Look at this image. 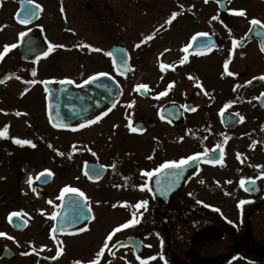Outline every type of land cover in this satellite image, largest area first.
Wrapping results in <instances>:
<instances>
[{
	"label": "flooded vegetation",
	"instance_id": "1",
	"mask_svg": "<svg viewBox=\"0 0 264 264\" xmlns=\"http://www.w3.org/2000/svg\"><path fill=\"white\" fill-rule=\"evenodd\" d=\"M133 20L151 27L133 39ZM12 44L0 58V264L264 261V237L227 219L228 198L240 194L249 217L264 219V0H0V51ZM116 46L127 49L130 71L114 107L54 129L47 86L114 70L107 53ZM197 153L205 155L187 167L155 172ZM66 186L84 196L61 197ZM62 204L76 228L53 234Z\"/></svg>",
	"mask_w": 264,
	"mask_h": 264
},
{
	"label": "water",
	"instance_id": "2",
	"mask_svg": "<svg viewBox=\"0 0 264 264\" xmlns=\"http://www.w3.org/2000/svg\"><path fill=\"white\" fill-rule=\"evenodd\" d=\"M115 61V71L119 75H125L128 71V55L126 50L115 48L111 51ZM95 80L85 83L79 88L73 87L72 84H63L57 90H51L47 97L48 117L50 123L56 128L68 127L77 121H80L94 113L110 107L114 104L118 95L119 87L115 78L110 75H95ZM189 166L188 164L185 165ZM175 188L178 186V183ZM245 188L251 189L247 192L253 193L254 189L252 181H245ZM246 191V190H245ZM163 196V198H167ZM75 212H71L62 204L60 211L55 216L53 234L61 233L71 226H66L65 222L69 219L77 218L72 216Z\"/></svg>",
	"mask_w": 264,
	"mask_h": 264
},
{
	"label": "rangeland",
	"instance_id": "3",
	"mask_svg": "<svg viewBox=\"0 0 264 264\" xmlns=\"http://www.w3.org/2000/svg\"><path fill=\"white\" fill-rule=\"evenodd\" d=\"M139 9H140V7H139ZM133 21L134 22L132 23V26H131L132 31L133 32L135 31V33H131V36L133 39H135V36L137 38L138 33H140V34L144 33L145 30L148 31V29L151 27V24H149V22H147V21H143L145 29L142 27L141 22L139 20H133ZM129 45H130L131 55L133 56V59L140 60V52H139L137 46L136 45L134 46V43L132 42V40H130ZM149 52L150 51L148 50L144 54L149 53ZM148 55L149 54H147L146 57L144 58V56L142 54L141 60H146L148 58ZM100 70H102V69H100ZM103 70L107 71L109 73H113L112 69H103ZM86 71H88V72L97 71V69H87ZM138 80L139 79H137V81ZM31 108L34 110L36 109L35 105L34 106L31 105ZM13 119H14V117L12 118V120ZM20 121H21V118H15V122L20 123ZM242 196L243 195L240 194L238 197L235 196V197H229L228 198V202H227L228 224L235 231H239V230H241V228L243 226V222L245 223V221H246L251 226L254 239L255 240H262L264 237V219L262 217H257V216L249 217L248 214H249V211L252 210L253 205L251 203H249V206H248V204H246V206H244V208H241V205L239 204V202L242 200L244 201V197H242ZM246 207H248V208H246ZM107 213L108 212H105L104 214H107ZM99 219H100V217H99ZM20 236L24 237V236H28V235L26 233H21ZM19 244H20V248L23 252L25 251V248H28L27 241L19 240ZM228 264H264V261H261V262L257 261V260L252 261L250 258V255L244 254L243 257H241L237 260L229 259Z\"/></svg>",
	"mask_w": 264,
	"mask_h": 264
},
{
	"label": "snow or ice",
	"instance_id": "4",
	"mask_svg": "<svg viewBox=\"0 0 264 264\" xmlns=\"http://www.w3.org/2000/svg\"><path fill=\"white\" fill-rule=\"evenodd\" d=\"M29 2L31 3V0H29ZM37 9H39V6H37ZM61 11H63V9H61ZM34 14L35 13L32 12L31 10L28 12L29 16H32ZM236 14L240 15V16H244L245 12L243 10H240ZM173 15H175V14H173ZM213 19H215V17H213ZM28 22H29L28 19L20 20V23H22V24H27ZM250 23L253 24V25H259L260 21H258L256 19H253V20L250 21ZM19 35L20 36H24L25 33H20ZM206 35H207V33H197V36H206ZM195 38L196 37H193V39H195ZM235 44H236V41L233 40V45H235ZM14 47H16L15 44L5 45L3 51H0V58H3V56L9 51V49L10 48H14ZM51 49H52V46L49 45V51H51ZM261 50L264 51V46H262ZM44 55L47 56L48 53L45 52ZM107 55L111 56L112 53L109 52V53H107ZM164 67H165L164 65H161V68H164ZM224 67H225V70H227V67H228V61L227 60L224 63ZM34 74H35V71H33V75ZM227 74L228 75H233V73H231V72H228ZM97 75L98 76H104V75H107V74L106 73H98ZM261 79H264V77H261ZM92 80H95V77H89L88 80L84 81V83H88L89 81H92ZM33 83H34V81H33ZM60 83H62V84L63 83L71 84L72 81L71 80L60 81ZM137 87L146 89L148 86L147 85H138ZM17 115H19V113H17ZM96 119L99 120L100 117H97ZM88 123H93V121H88ZM83 126L84 125H81V127H83ZM131 131L135 132V131H137V129L136 128H132ZM5 136H6V129L4 131H0V137H5ZM14 142L17 143V144H20V145L28 144V145H31V146L34 147V145H32L30 140L14 139ZM202 155H205V154L204 153H197L194 156H189L187 158H182L179 161H167V162L161 164L157 169H155V172L158 173V172L161 171V169H165V168H182L183 166L187 165L190 161H195L199 156H202ZM209 162H212V160L209 159ZM85 174L88 175V173H85ZM97 175H99V173H97ZM144 175L151 177L153 175V172H145ZM89 178H91V177H89ZM249 182H251V181H249ZM29 183H30V181H29ZM240 186L241 187L245 186V181L243 179L240 181ZM245 190L248 191V190H251V189L245 188ZM65 193H78L80 196H84V193L80 192L79 189L72 188V187H67V186L64 189L61 190V197H63ZM246 202L247 201H243L242 200V201L239 202V204L243 205ZM146 203H147V201H143V202L137 204L135 207L140 208V207L146 205ZM17 215H18L17 213H12V216H17ZM53 218H55V215L53 216ZM138 222L139 221L137 219H135V217H133L132 219H130L126 223L120 225L118 228L114 229L113 231L114 232L115 231H120L121 229H124V228H127L129 226L135 225ZM4 235H6V234L5 233H0V236H4ZM9 238H11V237H9ZM109 238H111V234H109ZM100 251L103 252V249H101ZM99 254L100 253H97L98 256H99ZM57 255H59V252L57 253ZM53 259H55V257ZM152 259H154V257ZM73 264H80V261H74ZM90 264H97V262H96V260H92L90 262ZM141 264H144V262L142 261Z\"/></svg>",
	"mask_w": 264,
	"mask_h": 264
}]
</instances>
